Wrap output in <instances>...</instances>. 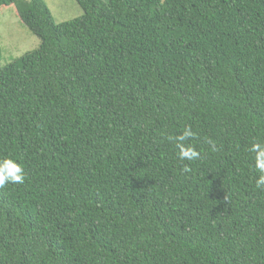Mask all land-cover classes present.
Listing matches in <instances>:
<instances>
[{
    "label": "trees",
    "instance_id": "16d2710c",
    "mask_svg": "<svg viewBox=\"0 0 264 264\" xmlns=\"http://www.w3.org/2000/svg\"><path fill=\"white\" fill-rule=\"evenodd\" d=\"M75 1L0 0L40 40L0 65V264H264V0Z\"/></svg>",
    "mask_w": 264,
    "mask_h": 264
},
{
    "label": "rangeland",
    "instance_id": "374dc122",
    "mask_svg": "<svg viewBox=\"0 0 264 264\" xmlns=\"http://www.w3.org/2000/svg\"><path fill=\"white\" fill-rule=\"evenodd\" d=\"M55 22L82 14L75 0H44ZM164 2H162L163 6ZM40 40L20 20L16 8L0 7V65H5L39 46Z\"/></svg>",
    "mask_w": 264,
    "mask_h": 264
},
{
    "label": "clouds",
    "instance_id": "9594fccd",
    "mask_svg": "<svg viewBox=\"0 0 264 264\" xmlns=\"http://www.w3.org/2000/svg\"><path fill=\"white\" fill-rule=\"evenodd\" d=\"M196 133L190 126H186L183 131L176 135L170 136L168 139L175 144L177 149V157L181 161L192 162L200 158L201 153L191 143ZM212 151H216V145L212 140H208ZM248 151L253 153V166L258 175L255 185L258 189L264 190V143L260 141H252ZM183 172H189L190 168L187 164L182 168ZM26 179V173L21 163L11 157H0V188L6 184H23Z\"/></svg>",
    "mask_w": 264,
    "mask_h": 264
}]
</instances>
